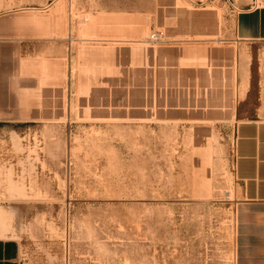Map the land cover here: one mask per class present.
Segmentation results:
<instances>
[{"label": "rangeland", "instance_id": "1", "mask_svg": "<svg viewBox=\"0 0 264 264\" xmlns=\"http://www.w3.org/2000/svg\"><path fill=\"white\" fill-rule=\"evenodd\" d=\"M53 1L0 0V12ZM88 1L154 13L158 42L233 39L237 15L262 3ZM237 51V67L220 71L237 70L239 91L249 77L239 117L264 118V42ZM212 71L197 73L187 101L182 81L168 97L160 78L151 117L73 111L57 122L0 123V236L19 242L21 264H264V204L243 202L238 119L231 99L218 97L228 79Z\"/></svg>", "mask_w": 264, "mask_h": 264}, {"label": "crops", "instance_id": "2", "mask_svg": "<svg viewBox=\"0 0 264 264\" xmlns=\"http://www.w3.org/2000/svg\"><path fill=\"white\" fill-rule=\"evenodd\" d=\"M251 5L237 15L233 39L213 41L158 42L154 13L93 7L88 0H78L74 9L68 0H54L2 11L0 123L57 122L73 111L110 118L136 110L151 117L159 103L160 78L168 97L182 81L181 100L187 101L198 72L212 68L222 80L221 63L237 67L240 45L264 42V0ZM223 72L229 88L218 97L231 99L238 119L234 170L242 199L264 204V118L239 117L249 77L239 91L237 70ZM0 264H21V245L14 238L0 236Z\"/></svg>", "mask_w": 264, "mask_h": 264}, {"label": "bare ground", "instance_id": "3", "mask_svg": "<svg viewBox=\"0 0 264 264\" xmlns=\"http://www.w3.org/2000/svg\"><path fill=\"white\" fill-rule=\"evenodd\" d=\"M243 85V84H242ZM6 217V216H5ZM0 219H2V218H0ZM5 233V232H4ZM6 234V233H5Z\"/></svg>", "mask_w": 264, "mask_h": 264}]
</instances>
